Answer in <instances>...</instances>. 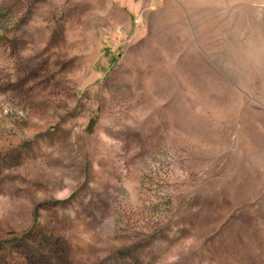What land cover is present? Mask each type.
I'll return each instance as SVG.
<instances>
[{
    "label": "rangeland",
    "instance_id": "374dc122",
    "mask_svg": "<svg viewBox=\"0 0 264 264\" xmlns=\"http://www.w3.org/2000/svg\"><path fill=\"white\" fill-rule=\"evenodd\" d=\"M126 1L0 0V264H264V0Z\"/></svg>",
    "mask_w": 264,
    "mask_h": 264
},
{
    "label": "crops",
    "instance_id": "0c3cea01",
    "mask_svg": "<svg viewBox=\"0 0 264 264\" xmlns=\"http://www.w3.org/2000/svg\"><path fill=\"white\" fill-rule=\"evenodd\" d=\"M141 0H127L126 3L131 5H138L140 3ZM142 2V1H141ZM121 3V2H120Z\"/></svg>",
    "mask_w": 264,
    "mask_h": 264
},
{
    "label": "built area",
    "instance_id": "2783aa9c",
    "mask_svg": "<svg viewBox=\"0 0 264 264\" xmlns=\"http://www.w3.org/2000/svg\"><path fill=\"white\" fill-rule=\"evenodd\" d=\"M138 23V22H137Z\"/></svg>",
    "mask_w": 264,
    "mask_h": 264
}]
</instances>
